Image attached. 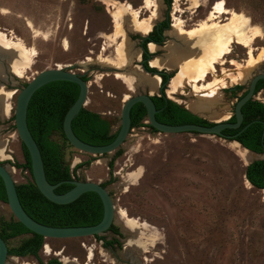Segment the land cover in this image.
Wrapping results in <instances>:
<instances>
[{"label":"rangeland","instance_id":"rangeland-1","mask_svg":"<svg viewBox=\"0 0 264 264\" xmlns=\"http://www.w3.org/2000/svg\"><path fill=\"white\" fill-rule=\"evenodd\" d=\"M143 1L0 0V30L8 37L20 39L24 47L35 49V55L22 77L9 71L7 59L0 54L4 73L0 85L15 90L6 107L0 108V138L6 146V158H0V162L14 168L11 175L16 184L30 180V174L13 165L24 160L12 119L15 97L17 90L36 72L55 64L89 62L90 65L79 66L86 72L88 80L84 108L107 118L111 131H115L120 125L121 107L126 96L148 91L144 85L129 89L122 79L113 74L115 69L100 63L102 58L115 60L114 49L121 40V37L111 36L113 23L108 12L134 13L139 20H146L152 17L153 12H158L152 28L168 14V29L174 16L188 29L195 26L192 22L204 19L218 0H198L197 3L194 0H170V4L166 0H150L151 5L147 7H143ZM223 1L227 8L247 15L251 23L263 32V37L256 38L252 44V54L257 56L261 49L264 50V0ZM127 5L129 9H126ZM227 16L223 14L217 19L223 23L227 21ZM122 22L127 28V22ZM125 34L131 42V49L140 48V37L144 35L134 30H125ZM230 45V51L222 57V63H215L216 70L213 72L214 75H223L225 80V87L217 93L218 104L213 107L221 117H211L209 112L192 111L209 122L229 118L236 94L225 92L226 88L237 85L246 88L253 74L264 72L263 55L244 81L229 77H238V71L230 60L244 64L248 51L239 43ZM171 46L176 49L184 47L176 38L166 34L158 52H151L148 47L147 50L152 57L161 54L163 59H168ZM141 59L142 56L138 60L132 59L131 66L126 69L139 66ZM163 69L171 77L178 70ZM73 70L80 72L76 68ZM212 77L209 73L206 80ZM169 81L164 89L167 98ZM197 83L200 85L202 81L187 84L183 88L184 93L198 98L194 91ZM151 94L160 92L157 88ZM179 97L184 98L183 95ZM255 98L264 102L263 91L258 92ZM177 103L186 107L185 103ZM234 142L217 135L162 133L145 126L132 127L110 168L108 162L115 151L93 155L67 148L64 160L70 170L81 164L75 168L74 175L78 177L75 179L100 183L110 179L105 188L115 203V225L121 235H113L109 231L102 234L107 239L115 236L119 241L107 247L102 245L103 240L93 236L44 238L50 251L45 254L41 248L38 251L40 259L46 261L66 255L68 259L73 258L74 264H264V197L259 188L249 186L244 176L247 163L236 153ZM255 158L257 156L253 154L251 161ZM136 170L141 171L140 176L130 180L127 174ZM118 208L129 217L150 225L155 239L150 242L146 231L139 232L125 226L116 212ZM11 216L7 203L0 201V217ZM133 235H137L141 242L130 247L127 243ZM25 236L15 237L8 244L16 245ZM22 261L37 264L31 255L9 256L6 264Z\"/></svg>","mask_w":264,"mask_h":264},{"label":"trees","instance_id":"trees-1","mask_svg":"<svg viewBox=\"0 0 264 264\" xmlns=\"http://www.w3.org/2000/svg\"><path fill=\"white\" fill-rule=\"evenodd\" d=\"M166 2L170 4V0H166ZM155 28L156 26L145 37H140L143 39L142 47L144 51L142 52V56L145 59L150 55L146 43L148 41H157L159 39L158 34L163 29V27H160L158 30ZM143 65L150 71H156L154 67L148 66L146 60H144ZM168 76H171V74ZM166 78L161 76V93L151 96L155 107L159 109L155 114L156 120L167 124L197 123L212 125L213 122L197 116L187 110L183 105L165 96ZM78 90L77 84L73 82L63 80L52 81L38 88L28 103L27 125L40 149L45 176L51 184L71 180L72 175L78 179L74 175V171L81 164H76L71 171L69 165L65 162L64 152L72 146L64 136L62 130L64 114L76 99ZM242 109L245 115V122L259 116L264 120V102L250 99L243 105ZM233 118L232 116L228 120H233ZM130 119L131 128L145 126L149 127L151 131H157L148 123H144V120H146V110L140 102L132 106ZM71 126L79 139L94 145L109 143L118 131V128L115 131H111L110 123L106 119L102 118L99 113L84 107L72 119ZM239 139L237 141L242 147L251 151L264 153V143L252 144L242 138ZM21 146L24 153V160L21 163H15L13 165L28 171L30 180L16 184V191L22 207L33 219L52 226L92 225L101 219L103 212L102 203L99 196L92 191L85 192L72 202L66 204H56L46 199L39 192L33 181L28 152L22 143ZM120 152V148L115 150L114 156L108 162L109 168ZM244 176L252 186L264 189V157L253 159L249 162L245 166ZM109 181L110 179L102 182V186L105 187ZM71 186V184L63 182L55 188V192L62 193ZM0 201L6 203V194L1 177ZM108 231L113 235H121L119 227L115 224H111ZM20 235L27 236L22 238L16 245L8 244L9 240ZM0 236L8 246V256L24 257L31 255L36 259L37 264H64L56 257L49 258L46 261L40 259L38 251L42 248L44 237L31 232L22 223L14 219L13 215L9 218L0 217ZM93 237L97 240H103L102 245L104 247L112 246L119 242L115 236L110 239H107L104 235H94Z\"/></svg>","mask_w":264,"mask_h":264},{"label":"bare ground","instance_id":"bare-ground-1","mask_svg":"<svg viewBox=\"0 0 264 264\" xmlns=\"http://www.w3.org/2000/svg\"><path fill=\"white\" fill-rule=\"evenodd\" d=\"M194 1L196 3L198 2V0ZM143 3V7L151 5L150 0H144ZM129 8L130 6L127 5L126 9ZM108 13L113 23L111 36L121 37V40L114 49L115 60L102 58L100 59V63L115 69L113 74L122 79L129 89L144 85L149 93H154L161 84L160 76L157 74L150 75L143 71L138 65L126 69V67L130 65L132 59L138 60L140 58L141 50L139 47L131 49V42L128 40L125 30H134L141 35L148 34L153 26V20L158 16V12H153L152 17L146 20L137 19L134 13L130 15H126L127 12L125 13L122 11H110ZM223 14L228 15L227 21L221 23L217 18ZM173 19L170 29L165 32L176 38L180 42V45L182 44L184 47H178L176 49V47L171 46L170 53L167 55L168 59H163L162 57L164 56L161 57V54H158L149 60V64L158 68L178 69L175 75H172L173 77L170 78L168 89L166 90L169 98L180 103H185L186 108L191 111L209 112L211 117H221V115L215 113L213 107L218 104L219 95L217 93L219 89L225 87V80L223 75H214L213 72L216 70L215 63L220 62L222 57L230 51V43L236 42L247 47V58L244 64L233 59L230 60V63L233 64L238 71V77L228 75L235 81H244L250 70L256 67L263 58V49L259 51L257 56H254L251 51L253 42L256 38L263 37V32L258 26L251 23L247 15L227 8L223 0L216 1L206 17L194 23V27L185 29L180 19L176 16H174ZM122 20L127 22V28H124ZM159 48L160 46L153 42L148 43V49L151 52H158ZM182 49L186 51H181ZM0 54L4 55L7 59V62H5L8 64L9 71L16 76H21L23 71L29 66L31 58L34 57L35 49L32 47H24L20 39L14 36L8 37L5 32L0 30ZM2 67L3 66L0 65V78L4 79ZM222 72L223 74L226 73L224 71ZM209 73H211L213 77L212 79L206 80ZM198 81H202L200 85L197 83V87L194 88L195 96L198 98H193L189 94L184 93L183 88L187 84ZM14 93V89L4 88V86L0 85V108L2 107L4 109L6 107L9 98H11ZM179 95H183L184 98L181 99ZM233 146L244 163H249L254 153L243 147L242 149L236 142L233 143ZM5 147L4 140L0 138V158H6ZM7 168L10 173L14 172L13 167L7 166ZM140 173V170L132 171L127 174V177L130 180H136L140 176ZM249 186L252 185L249 183ZM260 190L264 197V189ZM116 212L125 226L132 230H138L139 232L146 231L147 240L150 242L155 239L152 227L146 222H141L133 217H129L121 208H118ZM139 242L141 241H139L137 235H135L131 237L127 245L134 247L137 246ZM42 250L45 254H48L50 251L46 243L43 244ZM62 259L64 262L69 261L66 255L62 256ZM71 260L74 261L73 258ZM18 264L31 263L22 261Z\"/></svg>","mask_w":264,"mask_h":264},{"label":"water","instance_id":"water-1","mask_svg":"<svg viewBox=\"0 0 264 264\" xmlns=\"http://www.w3.org/2000/svg\"><path fill=\"white\" fill-rule=\"evenodd\" d=\"M166 17H168V14L166 15ZM140 49L141 52L144 51V48L142 46L140 47ZM150 59L151 57L147 59V64L149 67H153L149 64ZM82 65H90V63L85 61L82 62L78 61L67 65L55 64L54 67L44 68L36 72L35 75H33L31 79H29L25 83V85L22 86L16 92L13 121H14L15 132L17 133L20 142L25 146L28 152L31 163V174L33 177V181L39 192L51 202H54L56 204H66L72 202L73 200L78 198L81 194L88 191H92L99 196L102 203L103 212L101 219L95 224L81 225V226H52L36 221L22 207L16 191V182L13 179L7 166L0 162V177L3 181V185L5 189L6 203L14 219L22 223L31 232L39 234L44 238H72V237L102 235L108 232V228L110 227L111 224H115V203L113 202L111 195L109 194L107 189L104 186H102L100 182H95L91 180L82 181L77 179H71V180L59 181L55 184H51L47 180L45 176L44 165H43L40 149L27 125L28 103L30 101L31 96L38 88L49 82L58 81V80L70 81L78 85L79 90L77 97L65 112L62 120V130L64 136L66 137L70 145L79 151H83L93 155H103V154L113 153L123 144L125 138L129 134V130L131 129L130 110L132 106L137 102L142 103L143 106L145 107L146 122L158 132H162V133L195 132L199 134L217 135L221 137L222 130L224 128H236L240 125L243 118L241 107L249 99L253 98L256 82L259 79H264V72L262 71H259L257 74H253L251 78L248 79L247 81L248 86L246 92L234 104V118H235L234 122L223 120V121L213 122L212 125H202L197 123L167 124V123L159 122L155 118V114L159 111V109L155 107L154 101L151 98L153 94L149 92L148 93L142 92L136 95H129V97L126 100H123V104L120 112V117H121L120 125L118 126V131L115 137L113 138V140L106 144L94 145V144L86 143L81 139H79L75 135L71 126L72 119L78 114L80 109L84 107V104L86 103L87 100V82L82 78L83 72L81 71L75 72L73 70V68L81 70L82 68L79 66ZM139 66L143 71L147 72L150 75L157 74L158 76H160L161 73L160 69H157L156 71L148 70L143 65V60L140 61ZM170 78L171 76H168L165 84L168 83ZM158 90L161 93L162 84H160ZM186 109L189 110L188 108ZM233 136L234 135H231L230 137L231 139L229 141L232 140L238 142L237 140L232 139ZM253 153L257 156V158L255 159L264 157V154H258L255 152ZM63 182H67L72 186L68 190L62 193H56L55 188ZM43 244H42V248H43ZM8 257H9L8 246L6 242L3 240V238L0 236V264H6Z\"/></svg>","mask_w":264,"mask_h":264},{"label":"flooded vegetation","instance_id":"flooded-vegetation-1","mask_svg":"<svg viewBox=\"0 0 264 264\" xmlns=\"http://www.w3.org/2000/svg\"><path fill=\"white\" fill-rule=\"evenodd\" d=\"M194 23H196V22H192V24H194ZM168 25H169L168 17L160 20L157 24L154 25V26H156V28H155L156 30H158L160 27H163V29L158 34L159 39L157 41H152V42H155L159 46H162L164 44V38L166 35L165 31L168 30V27H167ZM145 36H142V37H145ZM148 42H150V41H148ZM148 42L146 43V47L148 45ZM142 44H143V39L140 38V42H139L140 47L142 46ZM149 53H150L149 57H152L151 52H149ZM141 56H142V54H141ZM147 59L143 58V56H142L141 60H143V62H144V60H146V62H147ZM80 71L83 72L82 78L87 82V86H88V80L86 79V76H87L86 72L84 70H80ZM160 71H161L160 77L162 76V77L168 78V75L170 74L169 72H166V70H164L163 68H161ZM167 78H166V80H167ZM237 86H240V85H237ZM237 86H235V87L233 86V87H229V88L225 89V92L236 94L235 102L246 92L248 84H247L246 88L241 87V86L237 87ZM261 91H263V93H264V79H259L256 82L255 89H254V95H253V98H251V99L258 100L255 98V95ZM234 104L231 107V114H230L229 118L232 116L234 117ZM242 107H241V111L243 114V118H242L240 125L236 128H224L222 130L221 137H223L227 140H230L231 135H234L232 139H235V140H240L239 138H242L243 140H246L247 142L252 143V144L264 143V120H263V118L259 116L257 118H254V119L248 121V122H245V117H244L245 115H244V111H243ZM88 110H90V109H88ZM101 117L106 119L110 123V121L107 118H105L103 116H101ZM229 118H227L226 120H228ZM228 121L234 122L235 118H233V120H228ZM110 128H111V124H110ZM256 136H258V137L256 138ZM252 152H255V151H252ZM255 153L264 154L261 152H255ZM72 179H75L73 175H72Z\"/></svg>","mask_w":264,"mask_h":264},{"label":"crops","instance_id":"crops-1","mask_svg":"<svg viewBox=\"0 0 264 264\" xmlns=\"http://www.w3.org/2000/svg\"><path fill=\"white\" fill-rule=\"evenodd\" d=\"M251 161V160H250ZM249 161V162H250ZM61 262L64 263V264H74V261H72L71 259H68L69 261L68 262H64L62 258H60Z\"/></svg>","mask_w":264,"mask_h":264},{"label":"built area","instance_id":"built-area-1","mask_svg":"<svg viewBox=\"0 0 264 264\" xmlns=\"http://www.w3.org/2000/svg\"><path fill=\"white\" fill-rule=\"evenodd\" d=\"M144 123H147L146 120H144ZM72 171V170H71Z\"/></svg>","mask_w":264,"mask_h":264}]
</instances>
